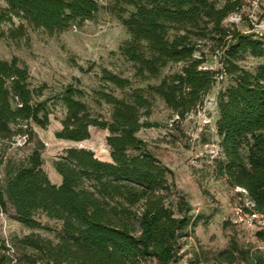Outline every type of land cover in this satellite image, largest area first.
I'll use <instances>...</instances> for the list:
<instances>
[{"label":"trees","instance_id":"trees-1","mask_svg":"<svg viewBox=\"0 0 264 264\" xmlns=\"http://www.w3.org/2000/svg\"><path fill=\"white\" fill-rule=\"evenodd\" d=\"M245 0H112L109 4L130 38L120 53L134 64L135 76L148 82L132 87V81L107 68L102 79L125 91L94 90L97 105H110L109 116L93 109L88 92L74 83L65 85L56 99L66 108L56 136L83 140L89 127L108 130L106 142L111 160H102L85 147H68L53 161L61 182L51 181L42 168L41 149L14 165L7 179L0 177V213L9 202L16 218L28 227H39L35 213L62 221L57 242L38 234L19 241L32 251V260L45 264H140L154 258L158 264L177 261L182 240L196 225L192 205L184 194H176L168 179L171 170L138 136L150 125L147 117L155 97L185 118L204 104L221 70L204 68L208 53H219L225 71L237 72L234 83L217 96L219 118L216 133L220 157L216 174L224 177L253 205L245 206L264 219V63L254 71L238 64L245 53L264 57V40L225 25L229 14L240 11ZM0 23L20 17L50 32L62 31L71 23L81 24L99 10V0H5ZM127 6L134 10L127 12ZM12 37L24 34L20 24ZM169 63L181 67L169 73ZM28 67L14 57L0 59V143H12L20 135L27 141L31 123H49V98L43 90L29 86ZM17 125V127H16ZM3 156L0 157V169ZM264 239V232H258ZM2 249H9L5 243ZM198 259V253L196 254ZM6 254H1L4 264ZM214 264H264V249L239 246L213 253Z\"/></svg>","mask_w":264,"mask_h":264},{"label":"rangeland","instance_id":"rangeland-1","mask_svg":"<svg viewBox=\"0 0 264 264\" xmlns=\"http://www.w3.org/2000/svg\"><path fill=\"white\" fill-rule=\"evenodd\" d=\"M111 2L99 0L100 8L92 18L81 24L73 22L62 31L50 32L17 16H13L12 21L0 23V59L16 57L26 65L30 73L29 86L34 90L42 88L40 98L48 97L51 104L49 123L45 127L31 123L32 131H27V141L17 135L12 143H0V157L3 156L0 177L3 182L14 165L24 162L37 147L41 149L42 168L52 182L59 178L53 161L68 147H85L99 159L111 160L106 142L107 129L90 126V136L79 141L56 136L66 113L56 96L65 85L74 83L84 89L88 92L85 99L90 106L109 116L110 105H97L93 99L94 90L103 89L122 97L128 89L121 90L105 82L102 68L130 78L132 87L156 83L154 79L140 81L134 75V64L120 53L119 46L130 35L118 16L110 11ZM244 2L243 8L229 14L223 23H235L239 29L264 40V0ZM5 6V0H0V7ZM126 8L125 15L134 10L132 6ZM20 24L24 25V34L12 37L11 30ZM260 63H264V57L249 53L238 60L240 66L250 71ZM181 65L169 63L163 73L175 71ZM202 66L221 70L204 104L181 119L162 99L155 97L150 114L144 116L150 125L137 133L171 170L169 182L176 194L186 196L192 205L193 217L197 216L196 225L183 238L178 259L173 264H214L213 253L228 248L232 240L239 246L264 249V239L258 235L259 231L264 232V220L250 216L245 209L249 201L241 194L242 190L232 187L224 177L216 174L215 158L220 157L216 133L219 118L217 96L221 89L234 83L237 72L223 69L219 53H208ZM35 218L40 222L39 227L24 225L16 218L9 202L0 213V249L1 254L7 256L4 264H45L34 262L31 249L19 240L29 234H38L57 242L62 233V221L50 219L41 211L35 213ZM3 243L9 249H2ZM140 264L158 263L154 258H147ZM234 264L245 263L238 261Z\"/></svg>","mask_w":264,"mask_h":264},{"label":"built area","instance_id":"built-area-1","mask_svg":"<svg viewBox=\"0 0 264 264\" xmlns=\"http://www.w3.org/2000/svg\"><path fill=\"white\" fill-rule=\"evenodd\" d=\"M240 190H242V191H245L243 188H240V187H238ZM249 205H253V203H251L250 204V202H249ZM250 214V216H252L253 218H257V217H259V218H261V219H263L262 218V216L259 214V213H257V212H252V213H249ZM264 220V219H263Z\"/></svg>","mask_w":264,"mask_h":264},{"label":"crops","instance_id":"crops-1","mask_svg":"<svg viewBox=\"0 0 264 264\" xmlns=\"http://www.w3.org/2000/svg\"><path fill=\"white\" fill-rule=\"evenodd\" d=\"M58 175H59V174H58ZM60 182H61V176L59 175L58 180H57L56 182H54V183L59 184Z\"/></svg>","mask_w":264,"mask_h":264}]
</instances>
